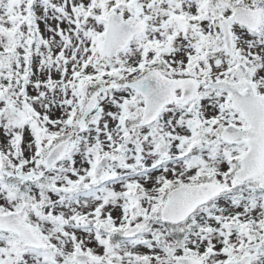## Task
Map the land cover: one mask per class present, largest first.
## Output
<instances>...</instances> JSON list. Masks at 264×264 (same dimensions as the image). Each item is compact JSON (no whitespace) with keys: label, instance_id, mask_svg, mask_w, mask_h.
I'll return each instance as SVG.
<instances>
[{"label":"snow or ice","instance_id":"snow-or-ice-1","mask_svg":"<svg viewBox=\"0 0 264 264\" xmlns=\"http://www.w3.org/2000/svg\"><path fill=\"white\" fill-rule=\"evenodd\" d=\"M0 264H264V0H0Z\"/></svg>","mask_w":264,"mask_h":264}]
</instances>
